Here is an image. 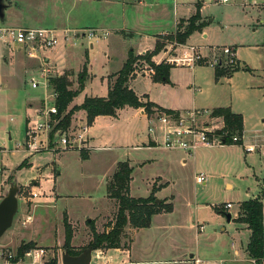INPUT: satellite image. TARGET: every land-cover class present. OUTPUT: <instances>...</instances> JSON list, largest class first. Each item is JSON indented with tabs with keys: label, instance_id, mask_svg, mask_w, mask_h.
I'll return each instance as SVG.
<instances>
[{
	"label": "rangeland",
	"instance_id": "rangeland-1",
	"mask_svg": "<svg viewBox=\"0 0 264 264\" xmlns=\"http://www.w3.org/2000/svg\"><path fill=\"white\" fill-rule=\"evenodd\" d=\"M100 1L108 6L109 17L99 19V28H126L150 36L161 31H173L178 18H181L184 28L186 21L195 14L197 3L201 4V17L207 22L202 31L192 33L187 38L188 43L182 45L169 39L175 31L158 37V57L151 60L155 64L165 63L166 60L175 62L174 58L188 55L185 51L192 46L202 57H207L210 63L215 58H221V66L196 64L188 67L186 63L178 61L169 72L171 84L155 83L150 78L138 77L132 85L138 94H146L161 107L180 110L178 113L181 116L197 109L208 111L215 106H230L244 118L243 142L255 147L252 152H246L242 144H216V147L200 148L194 163L191 158H187L186 163L177 161L169 174H165L162 162L134 169L132 191L135 196L142 198L150 193L151 182L158 175H168L167 179L178 177L176 184L166 185L159 193L160 198L172 196L170 200L173 209L165 217L163 226L158 222L152 226L151 236L156 239L153 243L152 260L156 262L151 264H163V261L166 264H197L194 263L195 259L200 260L199 264H251L241 249L247 241V234L237 233L240 224L233 220L227 222L215 209L223 203H231L233 208L229 210V214L232 216L236 213L238 203L258 195L263 203L264 220V11L258 10L264 9V0H229L228 4L214 3L211 0H142L141 6L134 0L136 7L126 6L124 9L121 0ZM5 2L11 5L4 8L5 16L0 19V26L19 28L21 24L31 27L30 29L38 26L71 29L73 27L70 26L75 25L72 22L75 19L91 16L82 14L80 11L83 8H94L95 16L102 4L93 3L91 8L88 0L78 2L73 7L72 0ZM107 32L109 35L100 39L99 45L92 39L95 46L87 54L95 75L94 80L87 85V92L99 97H107V79L101 80V77L120 68L123 60L120 48L112 52V59L107 57V43L116 37L114 33ZM202 33L205 37H201ZM131 37L134 35L129 34L123 38ZM124 42L123 45H127L128 41ZM224 48L229 49L230 56L222 55ZM10 52L11 50L0 46V191L2 188L5 191L1 198L14 182L19 192L18 211L12 226L0 238V246L14 249L17 245L16 238L31 235L39 239L40 245L59 244L64 235L63 213L68 211L81 222L106 215L110 207L106 202L105 173L110 171V164L113 161H126L131 155L126 146L144 141L146 134L151 137L160 136L161 144L162 125L158 122L148 123L138 113L128 109L118 120L99 119L94 126L96 133L106 135L113 145L120 146L118 149L95 150L87 161H83L80 156L79 148L86 149L82 143H75L73 148L56 153L29 151L24 147L25 108L28 103L37 99L42 101L37 103L36 110L49 108L54 101L50 96L53 92L49 93L41 68H29L22 56L14 57ZM86 64L85 61L83 67L87 79ZM143 65L144 74H149L146 62ZM243 65L247 66V71L241 69ZM215 68L226 74H232L236 69L238 71L231 78L225 76L215 79ZM82 70L83 68L78 71V75ZM71 73L70 70L65 71L60 76L67 78L69 89H77L78 76L75 74L76 78L73 76L70 80ZM139 75L142 73L139 72L134 77ZM30 77L41 81L37 88L31 87ZM70 108L69 106L67 110ZM79 111L81 110H74L70 125L61 129L69 137L82 134L81 128L86 125L84 117L81 119V115L77 113ZM162 114L155 112L153 108L149 117L155 119ZM148 127H151L152 132ZM166 152L151 153L163 157ZM199 172L210 175L204 185H197L193 180V175ZM30 192H35L39 197L33 199L29 207L27 201L30 200ZM58 194L73 198L59 199ZM28 214L32 217V223L21 227L22 220ZM197 223L205 226L204 232L198 235L195 230ZM168 225L174 231L170 230L164 239H159L158 231ZM112 252L110 255L115 254ZM191 254L194 255L192 258Z\"/></svg>",
	"mask_w": 264,
	"mask_h": 264
},
{
	"label": "crops",
	"instance_id": "crops-1",
	"mask_svg": "<svg viewBox=\"0 0 264 264\" xmlns=\"http://www.w3.org/2000/svg\"><path fill=\"white\" fill-rule=\"evenodd\" d=\"M82 1L83 0H72L71 7L75 6L78 2L80 3ZM88 1H89L88 3L90 4V7H91V4H93V3H96V4L102 3L101 6L99 7V12L97 15L95 14V16H94V14H93L94 8L91 10L89 8L88 9L83 8L82 11H80V12H82V14H85V15L90 14L91 16L83 17L84 19L80 18V20L75 19L74 21H72L73 24H75V25L70 26V27H73L71 29H69L67 27H62V29H56V28H53V29H56L59 31H64V30L71 31V30H85L88 28H93V29H99V30L104 31V32L109 31V32L114 33L116 35V37L112 39L113 41L110 40L109 43H107V48H106L107 57L112 59V52L115 49L120 48L119 50L121 51V57L123 58V60H122V66L120 68L114 70L113 72L108 74V76H106V77H101V80H103V78L107 79L108 86L116 78L114 75L118 71H120L121 68L123 67V65L125 64L128 51H132L134 56H143V54L146 51L152 52L155 48L156 43H157L156 39H158V37H160L162 35H165L168 33H173L176 30L178 20L181 19V18L177 19L176 25H175V28L173 31H171V32L161 31L158 34L151 35V36L147 33H144V32L139 34V33H136L135 31H132V30H129L126 28H124V29L112 28V27L106 28V29L105 28H99L98 26H100V25H97L99 22V19L109 17L108 6L106 4H105L106 6H104L105 2H102L100 0H94L95 2H91L90 0H88ZM2 2L5 5V9H6V7H10V5H11L10 3L6 4L5 0H3ZM120 2H121V6L123 7L122 9L126 8V6H133V7L135 6L134 0H121ZM142 2H143L142 0H137L136 4L138 6H141ZM195 10H196V8H195ZM258 10L264 11V9L262 10L260 8ZM122 12L124 13L123 10H122ZM4 16H5V10H4ZM4 16H3V18H4ZM191 16H193V15H191ZM200 17H201V12H200ZM183 19H187V18H183ZM200 21L205 22L202 19V17H201ZM1 26H5V25H1ZM5 27H9V26H5ZM11 28H13V27H11ZM19 28L30 29L31 27H29L27 25H21L20 24ZM38 28H39V26H38ZM15 29H17V28H15ZM39 29H47V28L40 27ZM53 29H51V30H53ZM129 34L134 35V37H131L129 39L123 38L124 36H128ZM201 37H205V34L202 33ZM101 39H103V38H101ZM93 40L96 44H98V45L100 44V42H99L100 39H93ZM124 40L128 41L127 45H125V44L123 45ZM94 42L92 41V39L88 40L86 38H80L79 37L76 39H71V41H68L67 44L60 42L57 46L53 47V49L46 50V51H38V52H36V54H31V52L29 50H27V48H25L21 45L8 47L5 44H2L0 41V46L4 47L5 49L11 50V52H10L11 56H13V55H14V57H18V56L21 57L22 56L29 68H33L36 66H38L41 69L47 68L49 70L48 78H46V79L43 78V79H45V81H46L45 84H46L47 88L49 89V93L52 91L51 86H50V82H49L50 79H52V77L54 78L55 76H60L65 71L70 70V71H72V73H71L72 75L71 74L69 75V78L71 80L73 78V76L75 77V74L78 76V71H80L83 68L84 63L86 61L87 62L86 68H87L88 77L84 82V86H83L82 91L79 94H77V96L73 99V102L70 104V107H73V106H71L73 104L81 105L85 98L99 97L97 95H93L91 92L90 93L87 92V85L91 81H93L94 77H95V75L92 73V70H91L90 61L87 59L88 51L94 49V46H95ZM186 43H188V40ZM122 47L125 49H122ZM235 51H236V48H235ZM79 57H80V59H78ZM157 57H158V55H154L151 58H153V60H156ZM29 59H31L30 62L28 61ZM75 60H76V63H75ZM77 61H78V63H77ZM200 66H202V65H200ZM172 68H175V67H172ZM241 69L246 70L247 66L243 65ZM170 70H169V72H170ZM235 72H232V74H230V75H227V74L223 75L221 77L226 76V77L231 78L233 76V73H235ZM213 75H214V73H213ZM168 76H169V73H168ZM138 77L150 78L152 81V76L148 73H145L143 75L136 76L129 81V87L134 91L135 94H137L139 97L142 98L143 102L148 99L151 103H153L155 106L159 107L160 109L163 108L166 110L174 111L176 113L180 112V110L176 109L175 107H164V106L161 107L159 104L150 100L146 94H144V95H146V98H143L144 95L138 94L134 90V87L132 85L133 82ZM221 77H219V78H221ZM30 78H34V77H30ZM34 79H37V78H34ZM37 81L40 84L41 81H39V79H37ZM169 84H171L170 79H169ZM75 85H77V83H75ZM108 86H107V91H108ZM194 88H195V86H194ZM100 98H106V97H100ZM40 101H42V100L37 99L36 101H32V102L28 103L27 107L25 108V115H26L25 128H26L27 124L31 120H33L35 113H36L37 103H39ZM217 107L229 108L232 111V113L234 112V113L240 114L242 116V114L240 112H237L236 110H232L230 106H215L214 108H211L208 111H212L213 109H215ZM128 109L138 113V116L141 119H145L148 123L151 122L150 117H148L146 115V113L143 112V109H140V108L134 109V108H131L128 106H126L123 109L118 110L116 112L117 113L116 117H112V116H109L110 118L107 116L96 117L94 119V121L92 122L91 126L87 127L85 125L87 127V129H86V133L83 134V136H85V137H83L84 140H82V144H83L84 148H86V150H88V158L86 160H83V161H87L89 159L90 154H92V152L95 150H110L113 148L118 149V147H120L118 145L117 146L113 145L111 143V141L106 138V135H100L99 133H96V131H94V126H95V123L99 119H105L107 121H109V119L118 120L120 118V116L123 114V112H125ZM154 109H156V108H154ZM77 113L80 114L81 117L83 116L85 119V122H86V114L84 113V111L81 110ZM83 117L81 119H83ZM242 119H243V124H242L243 135H242V139H241L242 145H244L245 151H246V148H248V147L252 148V151H254V149H255L254 145H249L248 143L243 142L245 140L244 139L245 127H244L243 116H242ZM218 122H221L220 118H218ZM151 123H153V122H151ZM234 145H231V146H234ZM126 147L131 152V155L128 156V159L126 160V162L132 168V172L130 175V181H129V196H131L133 198H142V197L135 196L133 194V191H132L131 182H132V175H133L134 169H136V168L138 169V167L141 169V168L146 167V165L151 166V165H154L156 163L162 162V165L165 169V174H169V172L170 173L172 172L173 166L176 165L177 161H178V163H179V161L181 163H186L187 158H191V160L194 163L196 161L197 152L199 151L200 148L202 149V148H210V147H216V146H208V147L207 146H201V147H198V149L192 155H187L186 152H184L183 150H181V151H179V150H168L165 147H162L160 144V136L157 137V135H156L154 137H151L150 135L146 134L144 141H141L140 143H136V144L133 143L131 145H127ZM163 151H167L166 152L167 154H164L163 157L156 155L157 154L156 152H163ZM252 151H250V152H252ZM151 152H155L156 154H152ZM246 152H248V151H246ZM117 163L118 162L113 161L110 164V171L105 173V175H106L105 176V184L110 179L112 174L115 172L116 167H117L116 166ZM26 164H28V160H26ZM199 174L203 176V181L197 183L195 181V178L198 177ZM167 176L168 175H165V177L158 175L157 178H155L154 181L151 182L150 193L152 191V187L155 185L156 191L154 192V196L156 197V199L157 200H163V201L166 200L168 202H171L172 196L171 197H165L164 196L162 198H160V196H159V193H161V191L164 189V187L166 185H169L170 183L176 184L175 181L177 180L178 177H174V179L172 177H171V179H167ZM170 176H173V175L170 174ZM9 177H11V176H9ZM207 179H210V175L203 173V172H199L198 174L193 175V180L197 185L206 184L205 181ZM5 182H4V186H5ZM35 183L36 182H32V184H35ZM13 184L16 185L15 182ZM106 186H107V184H106ZM228 187L230 188L229 185H228ZM2 192L4 194V192H5L4 188H2L0 191V201L2 199L1 198ZM38 197L39 196L37 195L36 198H31V199L29 198L30 200H28V201L26 200L27 204H29V207L33 203L32 200L37 199ZM55 197L57 198L56 194H55ZM64 197L65 198H73L70 195L58 194L59 199H63ZM146 197H144V198H146ZM17 199H18V195H17ZM253 199H258L261 201V198H259V196L257 195V196H253L250 200H246L243 202L252 201ZM106 202L108 203L107 206L110 207L109 212L106 215H103L102 217L95 216L94 218H90L89 220H86L84 222H81V221H79V219L74 218L70 214V212H68V211L64 212L66 215L67 221L69 222V224L72 228V237H71L72 240L70 243V247H71L72 251H74V252L81 251L82 252L83 248L86 247V245L91 241L90 230H89V227L87 226V222H89L90 220L94 221L95 229L97 232H103L104 230L105 231L108 230V229H105L104 225L108 222L113 221L112 218H113V215L116 211V202L113 199H108L107 193H106ZM243 202L238 203L236 213L233 214L232 216L229 214V210L233 208V205L231 203H223L220 208H222L221 214L223 215V217H225V215L228 214L231 217L230 221L233 220L235 223L237 222L238 224H240V227L237 228V233L241 232V233L247 234V241H246L245 245L243 247H241V249H242V252H244V255L247 257V259L251 262V264H253L254 263L253 260L250 259V257L248 256V253L246 252V247H247V244L249 242L250 235H251L250 231L247 229L246 224L238 222L236 220L238 218L237 216L240 212V204ZM261 203H262V201H261ZM226 204H230L231 207L228 209L223 208L224 205H226ZM172 209H173V204H172ZM262 210H263V203H262ZM17 211H18V209H17ZM170 213L171 212L165 213V214L161 213V214L153 215L151 217V219H152L151 224L146 229H134L131 226L125 227V229L121 235L120 247L119 248H112V249H108V250H100V249L92 250V252L90 253L91 259H90L89 264H91L92 261L94 263L96 262L95 264H101V263L102 264H151V263H155L156 261L152 260V257H153L152 251H153V243L155 242L156 239H154L153 236H151L153 234L152 233V226L156 222L160 223V226H163L165 217L167 215H169ZM13 219H14V217H13ZM74 219H76V220H74ZM225 219H226V217H225ZM62 220H63V216H62ZM31 221H32V217L29 214L26 215L24 217V219L22 220L21 227H26L28 224L32 223ZM226 221H227V219H226ZM230 221H227V222H230ZM12 222H13V220H12ZM263 222H264V220H263ZM204 229H205V226L203 223H201V224L197 223L195 226V230H196L197 235L204 232ZM170 230H171L170 225H168L167 228H165V229L162 228L160 231H158V236H159L158 238L164 239L165 236L170 233ZM171 231H174V230L172 229ZM64 235H65V232H64ZM64 235L62 238L63 240L60 241L59 244H54V245H50V246L45 245V244L40 245L39 239H37L36 237H33L31 235V236L16 238L17 245L15 246L14 249L7 247V246H5V247L0 246V249L6 248V249H11V250H16L23 243H32L38 247H41V246L45 247L46 249L53 252L52 254L54 255V257H56L58 264H62L61 255L63 252H66V250L63 248L64 242H65ZM54 250L56 253L54 252ZM263 251H264V244H263ZM110 252L115 253V254L110 255ZM80 253H78V254H80ZM70 256H72V255H70ZM73 256H77V255H73ZM193 256H194L193 254L190 255L191 258ZM115 259H117V262H115ZM161 263L166 264L165 261H163ZM194 263L199 264L200 260L195 259ZM261 264H264V257L261 260Z\"/></svg>",
	"mask_w": 264,
	"mask_h": 264
},
{
	"label": "trees",
	"instance_id": "trees-1",
	"mask_svg": "<svg viewBox=\"0 0 264 264\" xmlns=\"http://www.w3.org/2000/svg\"><path fill=\"white\" fill-rule=\"evenodd\" d=\"M200 9L201 4L197 3L195 14L190 17L186 22L187 25L183 28L182 20L177 24L175 33L170 36L169 39L175 40L178 44H185L186 39L195 31L201 32L206 26L207 22L200 21ZM165 35L161 36L164 37ZM160 45L156 44L152 52H145L143 56H134L132 51H128L125 64L114 76L116 77L108 86L107 97H90L85 98L81 105L73 106L69 110L68 107L73 102V99L83 89L84 82L86 80L85 67L78 75V88L69 89V82L64 76H56L50 79V86L53 93H56L55 106L57 110L56 118L58 119L57 128L64 129L70 125L71 116L74 110H83L86 114V125L91 126L94 119L98 116H117V111L125 108L126 106L134 109H143V112L149 117L152 113V109L155 112H164L166 114H176L174 111L160 109L151 103L148 99L143 102L129 87V81L134 78L136 72L143 70V64L146 62L148 68L152 69L153 73L152 81L155 83H169V70L173 67L169 64L161 63L155 64L151 57L156 55L159 51ZM197 65H207L205 62H199ZM236 69V68H235ZM234 69V70H235ZM232 70V71H234ZM236 69L235 71H237ZM215 79L226 75L225 71L219 68L214 69ZM230 75V74H227ZM143 98H146L144 95ZM211 117H218L223 122V129L218 131V134L226 132L227 136L224 137V144L226 145H241L243 135V119L240 114L232 113L229 108L217 107L211 111ZM234 135L238 136L239 140L232 143L231 138ZM80 156L82 160L88 158V150L79 148ZM23 165V164H21ZM116 170L107 181L106 193L108 199H113L116 202V211L113 215L111 222L104 225L107 231L97 232L95 229V223L93 220L87 222V226L90 230L91 241L83 248L108 250L112 248H119L121 242V235L127 226H131L134 229H146L151 224V217L156 214H165L172 211V203L166 200H158L154 192L156 191L155 185L152 187L151 193L146 198H133L129 196V181L132 168L126 161L118 162L116 164ZM216 212H222V208L215 209ZM236 219L238 222L247 225V229L250 231L249 242L246 247V252L253 264H261V260L264 257L263 251V216H262V203L258 199L252 201L243 202L240 204V212ZM64 221V245L68 255H77L81 251L74 252L70 247L72 228L67 221L66 215L63 214ZM32 243H23L18 247L17 251L22 254L24 250L33 247ZM53 264H57V260L54 259Z\"/></svg>",
	"mask_w": 264,
	"mask_h": 264
},
{
	"label": "built area",
	"instance_id": "built-area-1",
	"mask_svg": "<svg viewBox=\"0 0 264 264\" xmlns=\"http://www.w3.org/2000/svg\"><path fill=\"white\" fill-rule=\"evenodd\" d=\"M211 1L219 4L228 3V0ZM106 36H108L107 31L104 32L93 28L85 30L59 31L56 29H15L0 26V41L2 44H5L8 47L21 45L27 48L31 54H36L38 51L53 49V47L57 46L60 42L67 44L71 39L79 37L89 40L104 39ZM186 52L188 55H183L181 58H174L175 62L166 60L167 62L165 63L171 66H176L178 61H182L181 63H186L188 67H193L199 62H205L207 65L210 64V66L213 67L221 66V58H215L210 63L207 58L202 57L197 49L192 46L187 47L185 53ZM224 54L225 56H230L228 48L222 49V55ZM148 69L150 72L149 74L151 75L153 71L150 68ZM144 71L145 69L143 68V70L139 72L143 75ZM139 72H136V74ZM41 73L45 79L48 78L49 70L47 68H42ZM30 79L31 87L34 89L37 88L39 85L37 79ZM50 96L54 99L52 105L49 106V108L37 109L33 120H31L25 128L24 147L29 151H54L56 153L59 150L66 151V149L73 148L75 143L80 145L82 140H84L82 134L86 133L87 127L85 125L81 128L82 134L71 137H69L68 133L64 130L57 128L58 119L56 118V115L58 114L55 106L56 93H50ZM162 113L161 117L159 116L158 118L150 119L151 122H158L162 125L161 146L168 150H183L187 155H192L198 147L222 144L221 140H224V137L227 136L226 132H222L221 134L217 133L223 129V122L222 120L221 122H218V117H211V112L209 111L197 109L192 112H186L184 116H181L179 113ZM216 120L217 123L215 124ZM148 130L152 132L151 127H148ZM238 140L239 138L236 135L231 138L232 143ZM58 145L61 146L58 147ZM246 151L250 152L252 151V148L248 147L246 148ZM195 181L197 183L202 182L203 176L199 174V176L195 178ZM36 197V193L30 192V199ZM230 207V204H226L223 208L228 209ZM17 249H0V264H53L54 259H56L50 250L42 246L38 247L34 245L33 247L24 250L22 254H19Z\"/></svg>",
	"mask_w": 264,
	"mask_h": 264
},
{
	"label": "water",
	"instance_id": "water-1",
	"mask_svg": "<svg viewBox=\"0 0 264 264\" xmlns=\"http://www.w3.org/2000/svg\"><path fill=\"white\" fill-rule=\"evenodd\" d=\"M0 0V19H3L4 16V8L5 5ZM222 144H224V140H221ZM7 193L0 201V238L3 236L5 231L9 229L12 225V220L14 215L17 212L18 204H17V195L19 192L18 187L15 184L9 186ZM156 202H159L156 200ZM227 221H230V215H225ZM92 249L87 248L84 249L80 254L77 256H70L66 252H63L62 257V264H89L91 256L90 253Z\"/></svg>",
	"mask_w": 264,
	"mask_h": 264
}]
</instances>
